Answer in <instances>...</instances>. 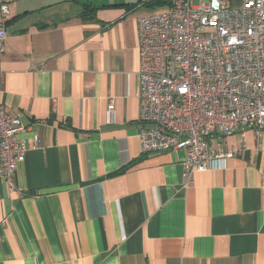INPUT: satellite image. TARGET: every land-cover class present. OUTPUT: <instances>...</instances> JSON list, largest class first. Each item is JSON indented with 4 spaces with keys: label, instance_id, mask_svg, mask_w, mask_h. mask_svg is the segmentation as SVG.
<instances>
[{
    "label": "crops",
    "instance_id": "0c3cea01",
    "mask_svg": "<svg viewBox=\"0 0 264 264\" xmlns=\"http://www.w3.org/2000/svg\"><path fill=\"white\" fill-rule=\"evenodd\" d=\"M144 2L12 6L0 101L39 147L0 178V264H264V129L186 190L182 150L140 153Z\"/></svg>",
    "mask_w": 264,
    "mask_h": 264
},
{
    "label": "built area",
    "instance_id": "2783aa9c",
    "mask_svg": "<svg viewBox=\"0 0 264 264\" xmlns=\"http://www.w3.org/2000/svg\"><path fill=\"white\" fill-rule=\"evenodd\" d=\"M19 0H0V59L6 24ZM143 155L182 150L186 181L226 167L240 151L225 138L264 129V0H173L162 12L136 20ZM113 110L112 101L108 113ZM19 116L0 101V178L12 187L18 164L39 147Z\"/></svg>",
    "mask_w": 264,
    "mask_h": 264
},
{
    "label": "trees",
    "instance_id": "16d2710c",
    "mask_svg": "<svg viewBox=\"0 0 264 264\" xmlns=\"http://www.w3.org/2000/svg\"><path fill=\"white\" fill-rule=\"evenodd\" d=\"M173 0H149L143 3V5H145L146 7H150V8H154L156 6L162 7V8H168L172 5ZM140 4V3H138ZM90 6H85L86 11L83 12V14H87V8H89ZM84 8V9H85ZM92 8V7H91ZM95 9V8H93Z\"/></svg>",
    "mask_w": 264,
    "mask_h": 264
},
{
    "label": "rangeland",
    "instance_id": "374dc122",
    "mask_svg": "<svg viewBox=\"0 0 264 264\" xmlns=\"http://www.w3.org/2000/svg\"><path fill=\"white\" fill-rule=\"evenodd\" d=\"M143 1H145V0H143ZM199 1L200 0H191V3L193 6H197L199 4ZM240 2H241V0H231L232 6L238 5ZM162 11H164V9L162 7H159V6H156L152 9L153 13H158V12H162Z\"/></svg>",
    "mask_w": 264,
    "mask_h": 264
}]
</instances>
